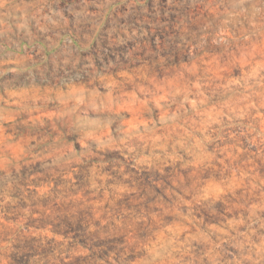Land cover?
I'll list each match as a JSON object with an SVG mask.
<instances>
[{"label": "rangeland", "instance_id": "obj_1", "mask_svg": "<svg viewBox=\"0 0 264 264\" xmlns=\"http://www.w3.org/2000/svg\"><path fill=\"white\" fill-rule=\"evenodd\" d=\"M0 264H264V0H0Z\"/></svg>", "mask_w": 264, "mask_h": 264}]
</instances>
